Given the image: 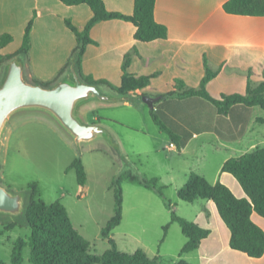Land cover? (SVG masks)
I'll use <instances>...</instances> for the list:
<instances>
[{
    "label": "crops",
    "instance_id": "0c3cea01",
    "mask_svg": "<svg viewBox=\"0 0 264 264\" xmlns=\"http://www.w3.org/2000/svg\"><path fill=\"white\" fill-rule=\"evenodd\" d=\"M133 1L103 0L107 10L125 15L131 14ZM225 1L156 0L154 18L166 26L167 36L148 42L134 39L135 26L127 20L98 21L89 30L94 43L85 46L82 56L83 74L106 79L115 86L121 82L125 55L130 56V73L151 75L145 88L129 96L136 100H139L138 94L153 98L151 107L158 118L177 135L176 142L169 139L163 147L170 154L164 157L166 164L162 173L152 176L164 188L172 187L175 192L193 172L211 184L221 181L237 197L244 196L237 180L221 171L222 164L229 157L264 147V110L260 106L238 103L223 114L201 96H160L172 89L175 79L182 80L187 87H199L205 74V62L216 71L206 83V90L213 98L221 93H244L247 85L255 87L264 80V15L226 13L223 9ZM91 16V9L86 4L68 6L59 0H0V35L7 33L12 37L0 47V57L20 47L25 26L32 19L28 54L20 56L23 73L29 80L52 81L71 61L76 46L75 35L64 20L68 18L75 27L82 29ZM7 62L0 63V78ZM69 67L60 78L69 72ZM121 101L119 106L140 108V103ZM91 112L90 123H99L106 128V122H111L106 117L99 122L100 116H96L94 110ZM178 200L175 212L182 202ZM189 203L198 204V208L186 219L208 228L210 233L196 248L181 252L187 237L177 222H171L170 226H179L182 235L174 248L173 264L179 260L189 264H264V253L257 258L249 257L229 246L230 231L211 200L196 199ZM251 219L264 231L263 217L252 212ZM168 238L166 233L159 247L163 242L167 243ZM158 255L159 251L156 252Z\"/></svg>",
    "mask_w": 264,
    "mask_h": 264
},
{
    "label": "rangeland",
    "instance_id": "374dc122",
    "mask_svg": "<svg viewBox=\"0 0 264 264\" xmlns=\"http://www.w3.org/2000/svg\"><path fill=\"white\" fill-rule=\"evenodd\" d=\"M137 98L139 100L130 96L128 100L140 103V108L119 106L122 101L92 100L80 105L76 111L85 123H90L93 110L96 116L110 118L106 128L120 150L102 140L81 143L78 147L45 114L22 112L12 116L0 135V184L10 192H24L25 199L27 183L37 182L40 198L46 203L59 199L66 207L73 226L89 241L91 250L102 253L110 247L108 238L101 235V227L114 212L110 185L118 177L123 197L122 222L112 229L110 238L121 251L132 252L141 248L150 256L159 251L160 264H173L174 248L182 239L177 224V228L169 224L167 243L159 246L166 237L162 239V227L170 217L167 200L171 204L179 201L175 190L163 188L161 196L127 177L129 172L148 178L154 173H162L166 164L164 157L170 154L163 149L169 135L160 132L150 116L148 105L141 96ZM75 156L81 158L85 167L87 179L84 187L77 183L74 170H66ZM179 203L176 213L185 218L198 208L197 202ZM16 217L0 214V264H12V247L17 237L25 243L21 264H32L29 261L27 226L4 228Z\"/></svg>",
    "mask_w": 264,
    "mask_h": 264
},
{
    "label": "trees",
    "instance_id": "16d2710c",
    "mask_svg": "<svg viewBox=\"0 0 264 264\" xmlns=\"http://www.w3.org/2000/svg\"><path fill=\"white\" fill-rule=\"evenodd\" d=\"M63 4L71 6L86 4L92 12V16L82 29L73 25L66 18V26L73 32L76 38V46L72 52L75 62V70L79 78L87 83L104 86L110 91L119 94H131L136 90L145 88L151 79V75H135L128 71L130 56L125 55L121 65V82L115 86L106 79H95L91 75L82 72L81 62L85 46L94 41L89 37L90 28L98 21L108 19H124L135 26L134 39L148 42L155 39H164L167 36L165 25L158 23L154 18V7L156 0H134L131 14L125 15L106 9L103 0H59ZM223 9L229 14H240L250 16L264 15V0H227ZM32 19L24 29L22 43L13 53L0 57V63L7 62L13 57H26L30 47V31ZM11 35L5 33L0 35V47L11 41ZM71 58V59H72ZM71 61L66 65L68 67ZM66 67L62 68L55 79L49 82L29 80L32 83H40L49 86L56 82ZM216 75L205 62V74L199 87H187L182 80L175 79L170 91L160 94L161 97H188L201 96L210 100L219 113H227L234 104L242 103L246 106H260L264 110V80L257 86L247 85L244 93H221L219 97L213 98L206 90V83ZM141 96V95H138ZM153 122L169 135L172 142L177 141V135L170 131L158 118L157 114L150 109ZM98 120H106L98 117ZM180 149V145H178ZM74 170L76 181L80 186L86 183L87 175L83 162L79 156H75L66 170ZM222 172L231 174L239 183L244 196L237 197L221 181L214 184L205 178L190 173L185 184L177 192V198L193 202L196 199L211 200L221 221L230 231L229 246L249 257H260L264 253V231L251 219V213L256 212L264 218V147L252 152L226 159L221 167ZM130 180L140 182L144 187L155 190L163 195V185L158 184L156 177L148 178L138 176L131 172L127 173ZM110 187L114 196V212L101 227V235L108 238L110 247L102 253H96L90 248L89 241L83 238L78 229L75 228L69 218L64 204L59 200L46 203L39 196L37 182L27 183L26 198L22 212L4 228L10 230L16 225H25L29 230L28 244L30 246L29 261L32 264H160L158 256H149L137 248L132 252H124L117 248L115 241L110 238L113 228L118 226L122 220V189L118 177H115ZM170 208V220L163 228V237L166 235L170 222H177L187 241L181 247V252L189 251L198 246L203 238H206L210 230L190 221L175 212V204L167 200ZM161 239V240H162ZM25 245L21 237H17L12 247V264H21L22 248ZM175 264H189L179 260Z\"/></svg>",
    "mask_w": 264,
    "mask_h": 264
},
{
    "label": "water",
    "instance_id": "95a60500",
    "mask_svg": "<svg viewBox=\"0 0 264 264\" xmlns=\"http://www.w3.org/2000/svg\"><path fill=\"white\" fill-rule=\"evenodd\" d=\"M71 59L69 72L49 86L32 83L24 77L23 60H9L0 78V135L8 120L22 112H37L50 117L71 140L81 143L102 140L108 146L118 144L110 132L98 123H85L78 117L77 108L92 100L114 102L128 100L129 95L105 92L100 85L82 81ZM149 106L153 98L142 95ZM24 205V192H10L0 184V214L18 216Z\"/></svg>",
    "mask_w": 264,
    "mask_h": 264
},
{
    "label": "built area",
    "instance_id": "2783aa9c",
    "mask_svg": "<svg viewBox=\"0 0 264 264\" xmlns=\"http://www.w3.org/2000/svg\"><path fill=\"white\" fill-rule=\"evenodd\" d=\"M171 146L173 145V143L170 144Z\"/></svg>",
    "mask_w": 264,
    "mask_h": 264
}]
</instances>
